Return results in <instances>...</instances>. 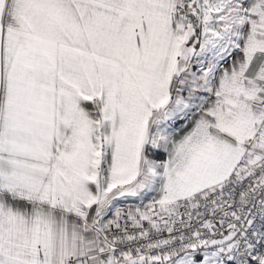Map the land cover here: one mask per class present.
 I'll list each match as a JSON object with an SVG mask.
<instances>
[{
	"label": "snow or ice",
	"instance_id": "6c2138e0",
	"mask_svg": "<svg viewBox=\"0 0 264 264\" xmlns=\"http://www.w3.org/2000/svg\"><path fill=\"white\" fill-rule=\"evenodd\" d=\"M0 264H264V0H0Z\"/></svg>",
	"mask_w": 264,
	"mask_h": 264
}]
</instances>
